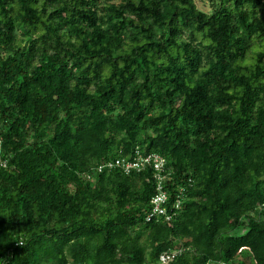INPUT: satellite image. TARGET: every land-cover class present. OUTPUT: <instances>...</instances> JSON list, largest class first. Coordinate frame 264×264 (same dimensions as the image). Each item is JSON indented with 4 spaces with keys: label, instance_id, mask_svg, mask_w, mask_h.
<instances>
[{
    "label": "trees",
    "instance_id": "16d2710c",
    "mask_svg": "<svg viewBox=\"0 0 264 264\" xmlns=\"http://www.w3.org/2000/svg\"><path fill=\"white\" fill-rule=\"evenodd\" d=\"M248 258L264 0H0V264Z\"/></svg>",
    "mask_w": 264,
    "mask_h": 264
},
{
    "label": "built area",
    "instance_id": "2783aa9c",
    "mask_svg": "<svg viewBox=\"0 0 264 264\" xmlns=\"http://www.w3.org/2000/svg\"><path fill=\"white\" fill-rule=\"evenodd\" d=\"M151 155L147 156V157H140L139 158V162L142 163L143 161H149ZM155 160V165H159L160 167L163 164V161L159 158L158 159H154ZM137 161V162H138ZM136 165V163H127V165L125 167H132ZM158 180H157V187L159 188V192L154 195L151 199L153 207L151 210V214H163L165 213V208L163 206V204L165 203V201H167V195H166V191L165 189H163L162 187V182L164 181V176L162 174H158ZM173 255V253H172ZM161 260L165 261L169 258V255H161Z\"/></svg>",
    "mask_w": 264,
    "mask_h": 264
},
{
    "label": "rangeland",
    "instance_id": "374dc122",
    "mask_svg": "<svg viewBox=\"0 0 264 264\" xmlns=\"http://www.w3.org/2000/svg\"><path fill=\"white\" fill-rule=\"evenodd\" d=\"M244 264H252L251 260L248 258Z\"/></svg>",
    "mask_w": 264,
    "mask_h": 264
}]
</instances>
